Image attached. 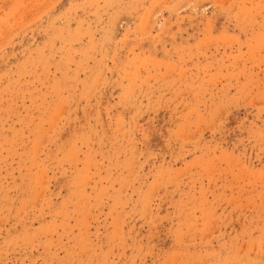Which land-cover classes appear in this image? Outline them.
<instances>
[{
    "label": "rangeland",
    "instance_id": "obj_1",
    "mask_svg": "<svg viewBox=\"0 0 264 264\" xmlns=\"http://www.w3.org/2000/svg\"><path fill=\"white\" fill-rule=\"evenodd\" d=\"M0 264H264V0H0Z\"/></svg>",
    "mask_w": 264,
    "mask_h": 264
}]
</instances>
